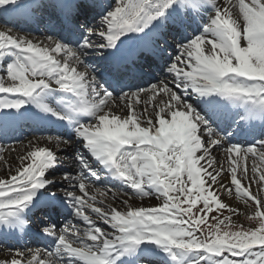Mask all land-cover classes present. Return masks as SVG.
Wrapping results in <instances>:
<instances>
[{
    "label": "snow or ice",
    "instance_id": "6c2138e0",
    "mask_svg": "<svg viewBox=\"0 0 264 264\" xmlns=\"http://www.w3.org/2000/svg\"><path fill=\"white\" fill-rule=\"evenodd\" d=\"M199 2L115 0L98 23L84 28L83 36L74 34L73 43H65L56 35L39 40L30 34L16 33L11 27L0 29V72H6L11 82L5 86L0 77V93L16 94L0 98V134L8 128L7 110L19 112L24 104L32 102L59 119L74 121L76 135L85 149L136 194L147 196L142 185H154L162 200L160 207L150 209L132 208L124 200L127 211L122 212L106 204L110 188H97L89 195L91 183L81 171L77 176L65 173L61 180L68 186L61 189L63 195L74 216L86 222L87 227L81 230L69 219L57 232L55 225L47 224L41 231L55 238L52 247L8 248L11 258L0 260V264H115L119 256L145 241L161 246L173 260L177 253L198 252L197 259L208 264H264V137L247 146L230 144L213 127L208 115L189 103L193 93L217 94L233 102H250L251 115L256 114L255 109L264 112V0H251L250 4L239 0L243 26L225 18L231 17V0L223 8L207 0L215 15L209 16L200 34L176 45L177 54L166 68L171 81L165 76L147 88L117 89L113 84L101 83L99 69L84 59L89 55L104 59L110 76L119 83V77L135 71L133 65L142 53L155 54L151 36L145 35L129 46L125 44L129 34L144 33L154 19L164 16L165 10L174 5L181 10L196 9ZM57 6L64 23L72 28L76 0H58ZM30 9L29 0H0V18L5 24L11 21L10 17L30 15ZM167 18L178 25L183 22L175 8ZM242 41L246 46H241ZM208 44L210 49L204 47ZM6 60L11 62L5 67ZM80 65L84 71L78 70ZM52 89L72 97L63 110H53L40 102L41 94ZM117 102L127 109L126 118L105 111ZM141 104L142 112L137 111ZM77 114H83L88 121L77 119ZM140 117H144L147 126H140ZM40 140L55 145V151L39 146ZM72 143L73 140L57 135L28 141L27 149L31 150L18 156L20 163L15 174L0 179V224L7 227L25 223L17 213L31 202L37 189L51 183L43 176L44 171L57 162V152ZM216 150L222 153L219 163L213 155ZM247 158L253 161L251 175L243 163ZM74 159L79 170L90 171L79 151ZM7 166L11 170L12 166ZM225 174L230 177L228 184L221 182ZM242 180L248 181L247 185ZM75 189L82 195H77ZM122 191L118 188L112 192V199ZM225 191L229 196L234 191L246 207L251 206L259 225L220 234L219 226L230 222V217H224L213 226L216 231L205 236L201 228L204 219H186L191 207L182 204L191 206L203 201L202 211L206 212L212 211L213 205L217 210L227 208L218 199V194ZM229 211L240 214L237 209Z\"/></svg>",
    "mask_w": 264,
    "mask_h": 264
},
{
    "label": "bare ground",
    "instance_id": "6f19581e",
    "mask_svg": "<svg viewBox=\"0 0 264 264\" xmlns=\"http://www.w3.org/2000/svg\"><path fill=\"white\" fill-rule=\"evenodd\" d=\"M213 2L217 6L223 8V7H225V6L228 5L229 0H213ZM238 3H239V0H231V4L234 5V7L231 10V17H225V18L226 19H230V20H236L237 23L240 26H243L244 21H243L242 14H240V12H239ZM245 3H249L250 4L251 3V0H245ZM110 6L111 5L108 6L107 11L109 10ZM210 6L213 8L212 4H210ZM187 8L188 9H192V8H189V7H187ZM209 16H211V15H208L207 16L208 19H209ZM169 17H170V15H169ZM11 22H13V21L11 20ZM94 22H97L98 23L99 20L96 18ZM207 22L208 21H205L202 24V30H203V25L205 23H207ZM13 23H15V22H13ZM4 27H11V28H13L14 32L19 33L21 35H29L30 34L31 37H35L36 39H39V40H43L44 37H46V36L49 35L46 32H42L40 34H34V33H31L29 31H25V30L20 31V30H17L16 28H14L11 25H8V24L5 25L2 22H0V29H2ZM148 28L145 29V31L148 30ZM176 34L177 33L175 32L174 36H176ZM137 35H139V34H137ZM160 35H161V32H160L159 27L155 28L154 29V32L152 33V36L159 37ZM141 38H142V36H141ZM208 38L209 39H212V37L210 35L208 36ZM94 40H97L98 41L100 39L94 38ZM133 44H134L133 41L127 40V45L132 46ZM241 46L242 47L246 46V42H243L242 41L241 42ZM204 47L206 49H210L211 48V45L210 44L204 45ZM205 54H208V53L206 52ZM60 58L62 59V57H60ZM78 70L79 71H84V67L82 65H80L78 67ZM185 70L187 71V70H190V69H187L186 68ZM0 77H2L4 79L5 86H10V83L11 82H10L9 78L7 77L6 72H4ZM167 79L168 80H171L172 77L171 76H167ZM211 95H213V96H211ZM195 96H197L199 98V100H202V101H200L201 104H199V108L201 109V111L203 113H206L207 112L208 117L211 120H213L216 124H219V125L225 124L226 126H228V125H230L232 123H236V124H238L236 130H238V128H244V130H247V132L253 131V129H255L256 127L264 128V112H262V111H261V113H256L255 115H251L250 117H248V118H250L249 120H245V121H240L238 119L235 120V119L232 118V115H233V113L235 114L236 111L234 110V108L229 107L224 102L223 98L220 97L219 95H217V94H210L208 96H200L198 94L193 93L191 97H195ZM247 103H250V102H247ZM246 106L247 107H250L249 105H246ZM143 110H144V104L139 105L137 111L142 112ZM105 111H111L112 113H114L115 115H117V116H119L121 118H126V116H127V109L124 108V105L123 104H120L119 102H117L115 105H111L110 104L109 108H106ZM149 111H151V106L150 105H149ZM222 116H224V117H222ZM166 118L170 119V117H166ZM143 121H144V117H140V126L141 127L147 126ZM92 122L95 123V121H92ZM156 126H158V124ZM263 135H264V131H263ZM33 138L34 137H30L29 136L26 139H24L23 141L20 140L18 142H15L12 145H7V146H4L2 148L3 151L0 152V161H4L5 163H0V179L8 178L11 175L15 174V170L19 166V163H20L19 162V159H18V156L24 154L25 151L31 150V149H27V144H28V141L29 140H33ZM43 143H45L46 146L49 145L46 140H40L39 141V146H42L43 147ZM22 145H23V147H22ZM225 147H227V145H225ZM11 148H15V151H12ZM52 150H55V148L53 147ZM83 152H85V154L87 156H89L90 160L92 161V163H94L96 165V167L101 168V169L104 168L106 170H110L109 167H107L105 164H103V163L100 162V159L99 158L93 156L90 151H88L87 149H83ZM213 155L217 157V161L219 163V161L221 159V155H222L221 151L220 150H216V151L213 152ZM252 162L253 161H252L251 158H247L243 162V163H245L247 165V167L249 169V175H251V165H252ZM257 163H259V162H257ZM8 164H10L12 166L11 167V170L7 166ZM51 170H53V169L50 168L48 170H45V172H50ZM72 175H75L76 176L77 173L74 172ZM108 176L110 177V180H111V178H114V182L121 183L122 185H124L125 186V189H127V190H133L129 185H127V184H125L123 182V179L122 178H120L118 176H113L112 173H111V170H110ZM62 177L63 176H58L56 179L58 180V182L60 184L63 183L64 185H67V182L66 181L61 180ZM46 178L50 180L51 179V175L48 174V173H46ZM221 182L222 183H225V184L230 183V177L227 174H225V176H224V178H223V180ZM247 183H248V181L242 180V184L243 185H247ZM97 188H99L101 191H105L109 187L108 186L107 187L106 186H100L99 187L98 185L91 184V187L88 190L89 195H92ZM147 188L149 189V191H153L152 198H150L148 200L147 199H143L142 200L141 197H137V196H135V197H129L127 199L124 195L117 194V198H119V197L122 198V200L121 201H118V202L115 199H112V192L113 191L110 190V191H108V198L106 200V204H111L117 210L122 211V212L123 211H127V208L126 209H123L120 206V204H122L121 202L124 201V200H127L128 205H131L132 208H148V209H150V208H157L158 195L156 194V186H154V185H147ZM255 188H256V185L253 184L252 185V189L255 190ZM77 193H78V195H82L78 190H77ZM218 196L225 203H227L228 205H232L233 207L239 206L240 209H242V208L244 209L245 208L244 201L238 199L236 197L234 191H233V194L231 196H229L226 191L225 192H220L218 194ZM97 206H103V205H99L98 204ZM86 214L92 215V218L94 220L96 219L95 215L92 214V213H90V211H87ZM74 220H75V223L74 224L76 226H78L81 230H83V229H85L87 227L86 222H84L82 219H80V218H78V217L75 216L74 217ZM96 223L100 224L101 227H104L105 230L111 231V229L108 228L107 225H103L100 221H96ZM136 250H141V247L140 246H137V247L133 248L132 250H130L128 253H125V254L119 256V258L115 260V263L119 262L120 260L127 261V259H130L131 257L134 256L131 252H134ZM8 257H10V256L7 253V249H4L3 247L0 246V260H2V259H8ZM77 263L78 264H82V262H80V261H77Z\"/></svg>",
    "mask_w": 264,
    "mask_h": 264
},
{
    "label": "rangeland",
    "instance_id": "374dc122",
    "mask_svg": "<svg viewBox=\"0 0 264 264\" xmlns=\"http://www.w3.org/2000/svg\"><path fill=\"white\" fill-rule=\"evenodd\" d=\"M115 1H112V4H114ZM239 79V78H237ZM4 95L3 93H0V96ZM184 179H187L186 176L184 177ZM191 185L189 184V187ZM113 192L116 191L118 188H121L123 191L122 192H117V194H121L124 195L127 199L129 197H141V199H150L152 198V194L153 191H149V189L147 188V185H142V190L146 193H148L147 196H143V195H139L136 194V191L134 190H127L125 189V186H123L122 184L117 185V186H110L109 187ZM218 199H220L221 203L227 205V208H221L219 210H217V206L213 205L212 206V211L210 212H206L202 211V209L204 208L203 205V201H198L197 204L195 205H191L189 206L187 203L182 204V207H191L190 212L187 213L186 215V219L188 216H191V218L193 219V221H195L198 218H203L204 219V223L206 224L205 226V231L204 234L205 236L209 235L210 231L211 232H215L216 229L215 227H213L214 225H216L217 220H223L224 217H230V222H225L224 224H221L220 227V234H223L224 231H238V230H248L249 228H254L257 227L259 225V220L254 217V211L251 209V206H248L243 209H240L239 206L237 207H233L232 205H228L227 203H225L219 196ZM117 202L121 201L122 198H116L115 199ZM122 203V202H121ZM162 205V200L160 198H158L157 201V208L160 207ZM120 206L123 209L127 208V205L125 204H120ZM229 208L231 209H237L238 212L240 213L239 215H236L232 212L229 211ZM232 216V217H231ZM202 224V225H203ZM140 245L143 246H151L154 249H158L159 251H161V255L165 256L166 261H168V264H208V262L206 260H198L197 257L199 255L198 252H188V253H184V254H180L177 253V259L173 260L172 258H170L169 253L165 252L162 250L161 246L156 245L154 242H150V241H145L142 242ZM248 255H251V253H248ZM141 259L143 260H150V261H154L157 263H153V264H167L166 262H162L157 260L156 258H152V257H142ZM239 259V258H238Z\"/></svg>",
    "mask_w": 264,
    "mask_h": 264
}]
</instances>
